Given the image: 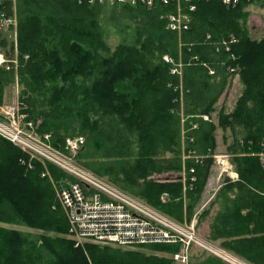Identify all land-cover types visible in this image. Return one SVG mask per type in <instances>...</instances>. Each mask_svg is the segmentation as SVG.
<instances>
[{"label": "trees", "instance_id": "1", "mask_svg": "<svg viewBox=\"0 0 264 264\" xmlns=\"http://www.w3.org/2000/svg\"><path fill=\"white\" fill-rule=\"evenodd\" d=\"M190 2L196 7L191 25L180 33L169 30L164 17L173 5L160 0L151 7L113 3V11L135 23L136 40L112 50L99 20L109 3L0 0V15L16 20L10 37L0 35V51L9 48L5 53L9 57L17 51L18 60L15 70L0 69V103L5 85L17 81L20 99L39 133L51 132L57 147L69 137L82 136L77 163L110 177L119 188L179 222L191 220L194 200L206 184L217 126L233 131L240 126L243 134L228 148L238 180L223 188L237 189V198L247 202L240 201L225 214L223 227L239 229L253 220L256 228L249 237L244 234L235 243L221 245L238 247L236 253L248 252L247 260L264 264V165L259 157L264 150V34L259 39L250 35L245 9L264 3ZM110 19L121 27L119 17ZM231 35L236 41L226 51L222 41ZM164 54L182 62L181 77L171 73L173 64L162 58ZM233 75L242 86L234 108L219 111L218 125L203 120L199 115L214 111ZM28 163L25 153L0 139V264H172L170 257L140 248L173 254L180 243L75 246L67 237L66 216L53 186L66 175L49 163L33 160L31 168ZM183 169L185 185L180 177H151ZM245 207L252 212L248 217L241 214ZM13 225H25L37 234L31 236ZM219 229L212 227V239Z\"/></svg>", "mask_w": 264, "mask_h": 264}, {"label": "built area", "instance_id": "2", "mask_svg": "<svg viewBox=\"0 0 264 264\" xmlns=\"http://www.w3.org/2000/svg\"><path fill=\"white\" fill-rule=\"evenodd\" d=\"M101 3L113 4L127 3L136 5L142 3L151 7L155 0H98ZM164 5H173L174 10L168 11L164 16L167 27L171 31L181 32L187 30L191 25L192 13L196 7L190 0H160ZM240 1L264 3V0H222L226 6H235ZM2 24L8 25L11 19L3 17ZM236 39L231 37L229 41L223 40L225 50L229 51L230 42ZM218 50V49H216ZM230 56L234 58L233 53ZM173 64L171 73L181 75L182 62L174 61L169 56L165 58ZM17 58H8L0 51V69H16ZM235 68L230 67V71ZM213 74L214 70L209 69ZM8 112L10 121L0 120V139H6L27 152L31 158L45 163H52L74 181L63 186L58 192V201L65 213L68 233L67 237L75 242V246H83L85 243L110 244L122 248L135 247L139 245H151L158 243H180V252L173 255L177 264H189L192 248L215 255L230 264H247L242 259L231 254L219 245L202 237L195 227L183 224L174 218L160 212L153 206L147 204L138 197L126 193L121 188L104 179L91 170L77 163L73 158L53 148L47 141L37 139L25 133L15 119L17 108ZM206 120V114L201 115ZM206 118V119H205ZM6 121V120H5ZM184 118H182V122ZM194 123L192 128H196ZM185 130H182L184 133ZM48 139V135H44ZM83 137L68 139L70 149L76 151L83 143ZM264 148V142L262 143ZM216 160L219 155H211ZM264 163V150L259 153ZM196 159L200 158L195 156ZM23 163V161H21ZM222 162V161H221ZM224 162V161H223ZM223 168L230 174L228 169ZM193 172V170L191 169ZM232 173V172H231ZM191 181L195 177L190 178Z\"/></svg>", "mask_w": 264, "mask_h": 264}, {"label": "rangeland", "instance_id": "3", "mask_svg": "<svg viewBox=\"0 0 264 264\" xmlns=\"http://www.w3.org/2000/svg\"><path fill=\"white\" fill-rule=\"evenodd\" d=\"M106 5H107V7H105V9L102 10L101 15L99 16V20H100V24L103 27V31H104L103 32V38L105 39L106 43L109 45L110 49L113 50L116 47V45H118L122 42H126L128 44L134 43L136 40L135 23L130 21V19L127 18V16L122 15V13H120L119 11H117V12L113 11L112 10L113 9L112 4H106ZM245 9L248 11V16L246 18V26L248 27V30L251 33V36L253 38H256V39L261 38L264 34V7H262L258 4H249V5H247V7ZM113 16H115L117 18L119 17L121 19V22H122L121 27L116 26L115 22L110 19V17H113ZM3 17L9 18L6 16H3ZM1 18H2V14L0 15V35H2V36L8 35L10 37L11 36L10 32L12 31V30H10V27L13 26V29L15 28L16 20L14 18H9L12 20V22L8 25H4V24H2ZM125 24H128V25H125ZM231 37H232V35H231ZM4 49L6 51H2V52L9 53V51H8L9 48H4ZM168 55L169 54H164V55H162V58L165 60V58ZM15 57L17 58V51H14L12 56H10L9 58H15ZM179 76L181 77V75H179ZM16 82L17 81H12V82H9V84L5 85L4 94H3V102L0 103V120H2L4 122L10 121V118H8V114H7L8 112H6V111H10L12 109L17 108L18 113L16 114L15 119L18 122L19 127L25 133H27V134H29V135L37 138V139H43V140L47 141L53 148L62 152L65 155L73 158L76 161L77 160L76 159L77 152L79 151L81 146L76 151L70 149V147L68 145V139H76V138H79L82 136L67 138L62 147L54 146L52 144L51 132L50 133L49 132L39 133L37 131L35 122L32 119H30V113L28 112V106L25 103H23L20 99V86H18V84ZM241 90H242V86H241V83H240L238 77L236 75H233L231 78L229 77V81L226 85L224 92L220 95V97L218 98V100L214 104V106H215L214 111H212L211 113H207L206 116H208V119H206V118L205 119L207 121H211L212 123L218 125L219 115H220L219 111L222 109L225 112L231 111L235 106L236 100H237L238 96L240 95ZM181 104H182V98H181ZM180 113H181V118L184 117L186 119V117L182 113V109L180 110ZM243 132L244 131L240 126H237L234 129V131L231 130L229 127L223 129L220 126H217V128L215 130V139H216L215 152L216 153H227V154H229L228 160L231 161V154L229 153L228 148L231 146V143L235 139V137L241 136L243 134ZM45 134L48 135V139L44 138ZM16 147H18V146H16ZM19 149L28 156V160H29L28 164H29V168H31L32 167L31 161H33L35 159L31 158L30 155L27 152H25L23 149H21V148H19ZM167 155H169V153ZM221 159H223V158L219 157V159H218L219 161L214 159L213 164L210 168V171L212 170L213 167H217L219 172H221L222 174H225V171H223V168L226 167L225 164H227V163L226 162L224 163L223 160H221ZM22 161H23V163L26 162L25 159H23ZM46 164L47 163H45L44 165H46ZM49 164H52V163H49ZM52 165H54V164H52ZM233 168H234V165H233ZM59 169L66 175V177H61L56 182H53V186L55 189V196H56L57 200H58L57 192L63 186L67 185L68 183H70L74 180L73 177L69 176L61 168H59ZM89 170H91V168ZM91 171L94 172L93 170H91ZM170 173H178V172L154 173L151 177H153L155 179H159V180H164L165 177L168 176ZM95 174H97V173H95ZM97 175H99V174H97ZM99 176H101V175H99ZM109 178L110 177H107L106 175H104V179L111 182V180H110L111 178L110 179ZM226 183H228V182H226ZM226 183L224 184V186L226 185ZM126 193H128V192H126ZM128 194L136 197L135 195H133L131 193H128ZM138 198H140L141 200H143L147 204H149L145 199H143L141 197H138ZM202 214H204V213L202 212ZM192 216H193V214H192ZM193 219H194V217H191L190 221L184 220V221H181V223L187 224V225L193 224L197 233H199L202 237L208 239L209 241H211V242L219 245L220 247L224 248L225 250H227L231 254L237 256L236 254L229 251V249L225 248L221 244H218L215 241V238H213V239L211 238L212 226H210V236H208L207 232H206L207 228L204 226L203 222H200V219H198V221L196 223V221H194ZM5 226L10 227L9 225H5ZM13 227L23 231L26 234H30L31 236H34L37 234L36 230L30 229V228L26 227L25 225H19V226L13 225ZM201 233L206 235V236L202 235ZM140 250L144 251L146 253H155L157 255H164V256L166 255L172 259V264H176L174 262L173 255L177 252H180V249L173 254L167 253V252H160V251L155 252V251H153L147 247L140 248ZM237 257L239 258V256H237ZM207 259H209L210 261L209 260L207 261ZM216 260L220 261V263L216 262ZM201 262H203L202 264H230L229 262H227V261H225V260H223V259H221L215 255L206 253V252L202 251L201 249L193 248L191 255H190V258H189V264H201ZM248 264H250V263H248Z\"/></svg>", "mask_w": 264, "mask_h": 264}, {"label": "crops", "instance_id": "4", "mask_svg": "<svg viewBox=\"0 0 264 264\" xmlns=\"http://www.w3.org/2000/svg\"><path fill=\"white\" fill-rule=\"evenodd\" d=\"M216 154L219 155V157L223 158L221 160H223L224 163L225 162L227 163L225 164L226 167H228V165L231 166V169L229 168L227 170L230 172V174L227 173L225 170H223L225 171V174H222L221 172L218 171L217 167L212 168L203 190L201 191L200 195L194 200V212H193L192 217H194L193 220L196 221V223L198 219H200V222H203L204 226L207 228L206 232L208 236H210V226L213 227L217 225L219 226V228H221L219 229V234L217 235V238H215V241L218 244H221L224 242H229V243L234 242L235 243L239 239H243L245 235L249 237L250 236L249 234L251 232H255L253 231L256 228L255 222L253 220L252 222H246L242 226H240L239 229L238 228L233 229V225H231L230 227H225V228L223 227L224 226L223 224H226L224 222L226 218L225 214L228 213L229 210L232 211L234 208H236L238 204H241L240 203L241 200L237 198L238 196L237 189H234L233 191L231 190L225 191L224 188H222L226 182L228 181L234 182L238 180V174L233 168V165L230 162V160H228L229 154L227 153H216ZM184 156L186 155H183V159H184ZM172 177H180L182 182L185 185L186 174H185L184 169L182 170V172H179V173H170L165 178H172ZM241 202L243 204V203H246L247 201H241ZM250 210L251 209L247 207L243 208L241 211L242 216L245 217L247 215L246 217H248V213L249 214L252 213ZM204 211H207V213L202 214V212ZM238 249H239L238 247H235L234 250L229 249V251L239 256V258H241L242 260L246 261L247 264L248 263L256 264V263L250 262L249 260L245 258V255H250V253L246 252V254L244 253L238 254L235 252ZM216 262L220 263V261L218 260H216Z\"/></svg>", "mask_w": 264, "mask_h": 264}]
</instances>
